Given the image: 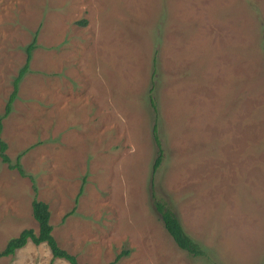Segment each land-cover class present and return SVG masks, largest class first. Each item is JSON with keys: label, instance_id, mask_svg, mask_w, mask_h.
<instances>
[{"label": "rangeland", "instance_id": "1", "mask_svg": "<svg viewBox=\"0 0 264 264\" xmlns=\"http://www.w3.org/2000/svg\"><path fill=\"white\" fill-rule=\"evenodd\" d=\"M0 114L24 172L0 160V247L35 197L78 262L264 264V0H0ZM0 264L70 263L27 240Z\"/></svg>", "mask_w": 264, "mask_h": 264}, {"label": "trees", "instance_id": "2", "mask_svg": "<svg viewBox=\"0 0 264 264\" xmlns=\"http://www.w3.org/2000/svg\"><path fill=\"white\" fill-rule=\"evenodd\" d=\"M34 46H35V37L33 36L31 40L28 43H26L23 47L25 52L24 61L22 65L18 68L15 77H13L12 79V90L6 102L5 110L2 115L6 114V112H8L9 110V103L13 98V96L15 95V92L17 90V84L21 75L28 68L29 59L31 56V50L33 49ZM153 63H155V59H153ZM151 89H152V85L149 86L148 89L149 92L151 91ZM147 98H148V103L153 112V118L155 120L157 117V108L155 105L156 103L154 101L153 96L150 95V93H148ZM2 115L0 114V133L2 127V122H1V119L3 117ZM151 136L156 147L160 149V141L158 137L156 123L151 126ZM5 149H6V143L0 136V160L2 162H6L9 168H16V170L21 175H23L24 172L22 171L18 163L19 156L16 155L15 161L11 163L9 162V158L5 152ZM156 160L158 159L156 158ZM156 166H157L156 161H154L152 163V169L154 170L155 169L154 167ZM151 203L154 210L159 214V218L161 220L163 227L170 235L172 240L175 242V244L179 248H183L185 250H191V252H193V255H202L203 248L197 242H194L191 239V237H189L186 234V232L180 225V222L175 212L172 209H170L163 201H159L157 199H151ZM30 208H31V215L37 224V230L34 231L31 227L23 228L16 235L9 237L5 241L4 245L0 247V256H6L14 253L15 249L23 246L27 240H30L34 244H38L39 242L44 241L51 249L52 255L62 257L68 260L70 264H87L84 262L76 261L74 255L59 249L54 244L53 238L50 234L51 225L48 222L49 210L47 204L43 200L33 197L30 202ZM125 252L126 249L121 250L119 253L115 255L114 260L118 259Z\"/></svg>", "mask_w": 264, "mask_h": 264}]
</instances>
